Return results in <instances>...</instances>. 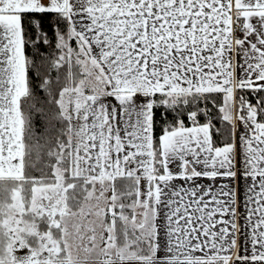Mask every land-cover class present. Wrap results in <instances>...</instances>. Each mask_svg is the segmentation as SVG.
<instances>
[{
  "label": "snow or ice",
  "instance_id": "snow-or-ice-1",
  "mask_svg": "<svg viewBox=\"0 0 264 264\" xmlns=\"http://www.w3.org/2000/svg\"><path fill=\"white\" fill-rule=\"evenodd\" d=\"M0 264H264V0H0Z\"/></svg>",
  "mask_w": 264,
  "mask_h": 264
}]
</instances>
